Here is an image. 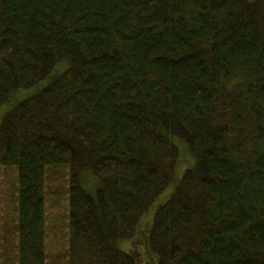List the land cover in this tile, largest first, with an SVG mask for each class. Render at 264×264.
<instances>
[{"label":"trees","instance_id":"16d2710c","mask_svg":"<svg viewBox=\"0 0 264 264\" xmlns=\"http://www.w3.org/2000/svg\"><path fill=\"white\" fill-rule=\"evenodd\" d=\"M30 89L0 122V264L9 167L17 264H139L119 243L173 183L156 264H264V0H0V109Z\"/></svg>","mask_w":264,"mask_h":264},{"label":"rangeland","instance_id":"374dc122","mask_svg":"<svg viewBox=\"0 0 264 264\" xmlns=\"http://www.w3.org/2000/svg\"><path fill=\"white\" fill-rule=\"evenodd\" d=\"M35 89L22 90L18 95L8 104L0 109V122L3 117L16 105L18 102L35 94ZM193 164V157L185 149L181 147L180 161L178 164V175H182L186 168ZM51 168H48V170ZM63 170V169H62ZM60 170V173L63 172ZM3 186H4V232L5 237L10 240L8 246L5 247V264H17L16 247L17 242L15 233V226L17 223V211L15 206V194L17 189V168L9 167L2 169ZM50 174H55L51 171ZM65 171L63 177L56 180L50 187L47 193V215H48V249L50 255L55 258L60 254L63 256L68 246V195L65 188ZM175 190V183L170 185L162 195L151 205L146 215L142 218L138 232L133 240H128L119 243V247L124 252L134 256L135 252L139 264H156L157 258L152 254L149 247V234L153 225L155 214L158 208L166 203ZM57 259V258H56Z\"/></svg>","mask_w":264,"mask_h":264}]
</instances>
